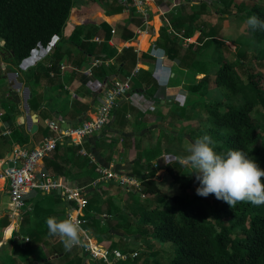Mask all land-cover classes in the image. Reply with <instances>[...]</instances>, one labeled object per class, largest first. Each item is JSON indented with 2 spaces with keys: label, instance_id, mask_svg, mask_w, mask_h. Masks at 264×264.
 <instances>
[{
  "label": "crops",
  "instance_id": "obj_1",
  "mask_svg": "<svg viewBox=\"0 0 264 264\" xmlns=\"http://www.w3.org/2000/svg\"><path fill=\"white\" fill-rule=\"evenodd\" d=\"M148 7L149 24L144 25L142 17L121 0H103L101 3L77 0L74 12L78 22H74L66 35L63 33L61 38H55L47 48L34 50L18 69L12 66L9 54L0 53V109L5 113L0 119V133L5 126L12 132L20 128L23 136L29 138L28 150L31 146L33 149L39 147L45 138L54 135L47 127L50 122H55L61 132H66L94 116L105 91L139 68V73L131 80L134 86L131 83V91L118 104L109 125L102 132L85 138L77 146L64 141L41 164L46 175L59 179L70 188H86L89 206L83 215L89 223L85 228L105 248L117 246L118 240L126 243L123 235L132 226L126 219L131 208L137 209V201L131 195L135 193L132 189L129 191L113 182H100L93 186L99 177L97 169L103 167L123 176L133 175L135 169L142 170L144 175L148 170H158L156 175H161L154 181L163 192L162 183L166 175L172 181L165 169L177 161L175 146L181 137L182 126L195 123L190 110L196 98L193 99L194 96L188 92L190 76L186 65L183 69L178 61L167 58L165 52L166 59L162 63L156 59L153 61L151 48L161 49L164 37L176 34L184 40V49L190 51L189 58L195 55L209 65L216 55L214 45L209 46V41L215 38L224 42L220 35L231 25L225 19V13L219 12L222 28L218 34V29L214 28L216 18L212 17V9L206 0H149ZM122 8L123 16L119 20H109L110 11ZM176 26L180 31L174 29ZM78 30L83 32L76 33ZM125 30L134 35L131 41H124L127 36ZM186 32L188 34L184 38ZM144 35L148 39L140 41ZM0 46L3 45L0 43ZM125 48H133L140 58L130 71L126 66L123 68L124 65L122 69L119 63ZM143 54H149V57L142 58ZM96 60L109 63V66L93 67ZM140 70L147 71L152 82L150 76L140 73ZM197 76L202 80L205 77ZM183 101L190 108L186 113L183 112ZM32 123L37 126L35 134L31 133ZM11 137L12 150L4 158L0 157V170L22 149L16 142L25 138L18 134L14 138L13 134L6 138L11 140ZM188 137L191 142L192 134ZM26 204L23 211L15 213L7 184H0V264H103L86 257L81 249L66 251L58 236L48 234V218L77 216L72 212L73 203L63 202L55 191H33ZM14 217L20 222L13 238L18 240L20 250L24 251L20 256H14V250L8 244L13 236L10 235L13 229L10 226ZM33 233L43 235L38 241L34 239L33 250H29L26 246L30 244ZM133 239L136 240L135 237ZM114 251L120 249L116 247Z\"/></svg>",
  "mask_w": 264,
  "mask_h": 264
},
{
  "label": "trees",
  "instance_id": "obj_2",
  "mask_svg": "<svg viewBox=\"0 0 264 264\" xmlns=\"http://www.w3.org/2000/svg\"><path fill=\"white\" fill-rule=\"evenodd\" d=\"M251 1L255 2L253 7L242 18L248 34L259 46H264V30H252L246 23L251 16L264 20V3L260 0ZM76 2L77 0H0V39L5 41L4 46H0V53H8L11 56L12 66L18 69L38 47L47 48L55 38L62 37ZM178 30L180 31L179 28ZM82 32L78 30L76 33ZM124 34L127 35L124 41H131L134 38L128 30H125ZM187 34L186 32L183 37L185 38ZM203 36L204 34L201 39ZM214 37L217 35L215 34ZM183 42L184 40L178 38L176 34H170L164 37L160 48L164 50L167 58L178 61L183 69L186 65L190 76L188 79L190 95L194 98L199 96L204 100L215 89L222 95V100L215 103L195 100L194 108H198L206 121L202 124L199 134L192 139L195 142L197 138L209 135L215 141V150L218 153L226 154L229 150H242L253 158L261 169H264V128L260 129V125L256 124L253 117L257 109L261 108L264 111L261 75L248 72L246 76L250 82L245 84V79L241 75L243 71L238 69V66L245 64L243 59L233 63L224 62L222 51L228 46L215 38L209 41V46L217 45L214 47L216 53L214 58L219 59L220 63L214 75L209 72L203 73L208 68L206 61L195 55L189 58L190 51L184 49ZM218 46L223 48L218 50ZM148 57L149 54L142 56V58ZM138 61L140 58L133 48H125L119 59L120 67L124 65L123 68L126 66L128 70L135 67ZM140 73L150 76L152 82V77L147 71L140 70ZM200 74L205 76L202 81L196 79ZM188 108L186 104L183 112L186 113ZM14 130L11 133L13 138L15 134L24 137L23 130L20 128ZM24 138L17 141L16 145L27 149L29 138L27 136ZM10 139L0 133L1 158L12 150V137ZM165 170L173 183L181 189V194L170 197L163 193L158 183L154 181L156 170H148L147 175L141 173L142 170L139 169L132 172L131 176L139 179L141 183V192L136 191L131 195L140 193L141 197L146 196L142 198L144 201L137 202V209H141V219L139 225L134 227L137 228L135 233L137 236L133 235V238L141 240L151 238L160 245L173 247V257L166 264H264V204L238 202L231 208L226 202L216 199L214 195H212L214 202L209 204L208 197L196 194L195 187L196 185L199 187V182L196 181L194 173L188 175L189 169L175 161ZM85 227H88V224L84 225ZM131 227L130 225L128 228ZM151 229L152 233L149 232ZM129 232L123 235V240L133 234L132 231ZM42 235L33 233L30 244L26 247L33 250L34 239L38 241ZM15 236L16 233L8 244L12 246L14 256H20L24 251L20 250L18 240L13 239ZM116 247L110 245L107 249L114 251ZM133 252L129 249L123 250V254ZM130 259L122 263H129ZM132 259L134 264H139L140 261L143 264H150L149 254L140 253Z\"/></svg>",
  "mask_w": 264,
  "mask_h": 264
},
{
  "label": "built area",
  "instance_id": "obj_3",
  "mask_svg": "<svg viewBox=\"0 0 264 264\" xmlns=\"http://www.w3.org/2000/svg\"><path fill=\"white\" fill-rule=\"evenodd\" d=\"M122 3L129 9H133L135 13L139 14L144 25L149 24V0H121ZM155 48H151L150 55ZM152 58L156 59L152 55ZM165 55L162 63L165 60ZM109 66V63L96 60L93 67L100 65ZM139 73V68L123 79L121 82H116L113 86L105 91L101 103L94 114V116L84 120L80 125L71 128L66 132H61L55 122H50L47 127L54 135L45 138L42 145L29 151L28 149H19L14 154V168H7L0 170V179H3L9 188L10 201L12 209L15 213L21 212L26 208L28 197L33 191H41L44 193L58 192L63 202L67 204L73 203L75 207L72 208L73 213L77 216L69 215L68 218L76 219L80 222L81 228L84 232L81 235V243L74 246L72 249H81L83 254L90 258L92 261H98L103 264H115L118 261L126 262L129 258H136L138 253L123 254L119 251H109L103 245L97 243L89 232L84 228L88 221L85 220L83 215L84 210L89 204L87 199L86 188L78 187L77 189L70 188L59 179L52 178L45 174L41 168L42 162L54 154L58 146L64 141H70L73 145H81L83 140L89 136L102 132L106 126L109 125L112 115L117 108L118 104L125 98L131 91L132 79ZM4 112L0 109V119L4 116ZM12 131L8 126H5L2 135L4 137L10 136ZM2 166V164H1ZM99 174L98 179L93 183L96 186L100 182H113L119 187L128 188L129 191L132 187H136L141 192V183L139 179L134 176L120 175L103 167L97 169ZM145 198V195H142ZM67 219V218H66ZM29 240H26L28 243Z\"/></svg>",
  "mask_w": 264,
  "mask_h": 264
},
{
  "label": "rangeland",
  "instance_id": "obj_4",
  "mask_svg": "<svg viewBox=\"0 0 264 264\" xmlns=\"http://www.w3.org/2000/svg\"><path fill=\"white\" fill-rule=\"evenodd\" d=\"M90 1H97L99 3H101L103 0H90ZM206 2L209 4V6L212 9L213 15L212 17L216 18V23L214 28L216 27V30L218 29V34L220 33L219 30H221L222 28V21L221 18L219 17V12H224L225 13V19L229 20L230 22V28L226 29L223 35H220V38L222 39L221 41L224 40L226 46V49H224L222 46L221 48H223L222 51V56H223V61L227 62V63H233L238 59H243L242 61L245 63L243 66L239 67L238 69L239 71H243V74H241L243 76V78L245 79V84H247L248 82H250L249 78L246 76L248 72H252L253 75H261V79H260V86H262L264 88V46L263 45H258L256 43V40L250 36L247 32L246 29V25L244 22V19L242 18V16L248 11L250 10L253 5H254V1L251 0H206ZM260 2L264 3V1ZM77 4V2H76ZM76 6V5H75ZM125 8V7H124ZM214 8V10H213ZM76 9V8H75ZM74 9V11H75ZM73 11L71 20L69 21L67 28L64 32V34L66 35V33L68 31H70L71 27L74 25V22H78L77 20V14L76 12ZM123 8L122 9H115L113 11H110V14L107 16L109 17V20H119L121 18V16H123ZM218 12V13H217ZM105 16H102L101 18H103ZM208 17L211 18V16L208 15ZM112 22V21H110ZM221 34V33H220ZM216 45H214L215 47ZM8 54V53H6ZM219 59H217L216 57L214 58V61H212L211 64H209L207 67V72H209V74L214 75L218 65H219ZM213 78V76H212ZM196 79H198V81L202 80V77H196ZM187 96H188V92H186ZM185 94V95H186ZM196 99H198L200 102L204 103V100L207 103H215V101H219L222 100V95L221 93L215 89L212 93H210V95L205 98L203 100V98H200L199 96L195 97ZM193 98V99H195ZM192 99V97L189 98V101ZM181 103V102H180ZM184 104V101L182 102V105ZM185 106V104H184ZM189 107V106H188ZM190 110V108H188V111ZM192 116L195 119V123H193L192 125H188L190 127L187 126V124H184L182 126V133H181V137L178 138L177 143H176V152H177V157L180 156H186L187 153V148L194 143V140L189 139V134L193 132L192 134V138L194 139L196 137L197 134H199V132L202 129V124L206 121V118L200 114L199 110L197 107L194 108V106H192L191 110H190ZM253 117L255 119L256 124L260 125V129L264 128V111L263 109L259 108L257 109L254 113H253ZM186 127V128H185ZM191 129V131H190ZM194 136V137H193ZM173 154V153H172ZM159 169V168H158ZM158 172V170H157ZM157 174L156 176L158 177ZM155 176V177H156ZM196 182V181H195ZM198 187V185H196V188ZM132 190L134 192H139V189H137L136 187H132ZM162 190L163 192L168 195V196H173V195H179L181 194V189L178 187V185L173 184L172 181L169 179V177L166 175L164 182L162 183ZM134 201L140 202V201H144V199H142L143 197H141L140 193H137L136 195L132 196ZM207 201L209 204H212L214 202L213 196L210 194L207 198ZM135 213H139V216H141V209L138 210L135 207L130 209L129 212V216L126 220L130 221L132 223L133 228L130 229V231H132L133 234H131V236H137L135 233H137V228H134L135 226L139 225V222L141 219L140 217L138 218V216H133V214ZM228 224H230V222H228ZM152 233V229L149 231ZM130 233V232H129ZM130 235V234H128ZM131 236L126 237L124 239V242L126 241V243H120L119 240L116 241V243L118 244L117 247L118 249H120V253H122L123 250L129 249V250H133L134 253H145V254H149L150 255V264H154L155 262L157 263H163L166 264L168 261L171 260V258L173 257V253H174V249L173 247L171 248L169 245H160L158 244L156 241L151 240V238H145L143 240L141 239H136L134 240ZM113 244V243H111ZM117 264H125L122 262H117ZM126 264H134V259H130L129 263ZM139 264H143L141 261L139 262Z\"/></svg>",
  "mask_w": 264,
  "mask_h": 264
},
{
  "label": "clouds",
  "instance_id": "obj_5",
  "mask_svg": "<svg viewBox=\"0 0 264 264\" xmlns=\"http://www.w3.org/2000/svg\"><path fill=\"white\" fill-rule=\"evenodd\" d=\"M252 30H264V20L251 16L246 21ZM160 62L164 58L163 49H153L151 53ZM187 155L177 158L178 163L195 174L199 187L196 194L201 197L214 195L233 208L238 202L264 204V169L242 150H229L226 154L215 150V141L204 135L187 148ZM48 234L58 236L66 251L81 243L84 229L73 218L46 220Z\"/></svg>",
  "mask_w": 264,
  "mask_h": 264
},
{
  "label": "water",
  "instance_id": "obj_6",
  "mask_svg": "<svg viewBox=\"0 0 264 264\" xmlns=\"http://www.w3.org/2000/svg\"><path fill=\"white\" fill-rule=\"evenodd\" d=\"M0 43L4 46V44H5V41L3 40V39H0ZM12 96L13 97H15L16 98V96H14V93L12 94ZM16 114H17V117H19L20 116V110H19V106H17L16 107ZM31 116L32 115H34L33 113H31L30 114ZM30 129H31V133L32 134H35V132L37 131V126L35 125V124H31L30 125ZM33 149V146H31V149H29V151H31ZM12 157H13V154H12ZM13 159H14V157H13ZM163 160H161L160 162H162ZM160 167H162V165H160ZM7 168H14V163H12V162H10V163H5L4 165H3V170L4 169H7Z\"/></svg>",
  "mask_w": 264,
  "mask_h": 264
},
{
  "label": "bare ground",
  "instance_id": "obj_7",
  "mask_svg": "<svg viewBox=\"0 0 264 264\" xmlns=\"http://www.w3.org/2000/svg\"><path fill=\"white\" fill-rule=\"evenodd\" d=\"M143 39H148L147 38V35H144V36H142L141 38H140V41L141 40H143ZM141 46V45H140ZM141 48V47H140ZM1 183H3V179H0V184ZM19 224H20V222L18 221V219L16 218V217H14V219H13V224H12V226H10V227H13V229H12V231H11V236H12V234H14L15 233V230L18 228V226H19ZM9 227V228H10ZM8 228V229H9ZM7 232V231H6ZM10 235H8V237L10 236Z\"/></svg>",
  "mask_w": 264,
  "mask_h": 264
}]
</instances>
